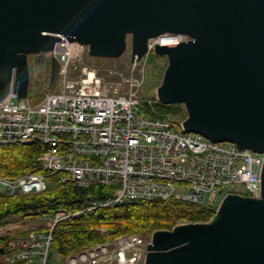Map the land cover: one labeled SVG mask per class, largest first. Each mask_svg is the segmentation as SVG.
I'll return each mask as SVG.
<instances>
[{
  "label": "water",
  "instance_id": "95a60500",
  "mask_svg": "<svg viewBox=\"0 0 264 264\" xmlns=\"http://www.w3.org/2000/svg\"><path fill=\"white\" fill-rule=\"evenodd\" d=\"M165 34L189 40L157 45L158 101L185 107L187 133L264 153V0H0V102L12 86L27 98L29 57L60 36L101 58L130 43L139 61ZM145 264H264V167L261 198L228 194L211 222L154 232Z\"/></svg>",
  "mask_w": 264,
  "mask_h": 264
},
{
  "label": "built area",
  "instance_id": "2783aa9c",
  "mask_svg": "<svg viewBox=\"0 0 264 264\" xmlns=\"http://www.w3.org/2000/svg\"><path fill=\"white\" fill-rule=\"evenodd\" d=\"M60 37L50 51L60 70L52 85L50 77L43 78L44 98L33 104L36 93L29 90L27 98L20 99L12 86L0 102V145L40 142L47 147L38 171L16 179L0 177V186L11 194L102 186L110 188L111 196L90 200L78 212L59 210L1 227L0 236L24 235L9 241L5 263L49 264L55 228L98 209L175 197L215 207L228 194L261 198L264 153L187 133L182 124L179 132L173 119L137 110L150 53L157 45H175L189 37L152 38L144 57L130 61L128 75L112 71L104 77L84 65L88 46ZM167 37L172 42H165ZM239 185L242 193L230 192ZM98 230L109 235L105 228ZM149 243L140 235H124L70 256L68 263L144 264Z\"/></svg>",
  "mask_w": 264,
  "mask_h": 264
},
{
  "label": "trees",
  "instance_id": "16d2710c",
  "mask_svg": "<svg viewBox=\"0 0 264 264\" xmlns=\"http://www.w3.org/2000/svg\"><path fill=\"white\" fill-rule=\"evenodd\" d=\"M160 79L162 76H159ZM144 112L159 119H179V125L187 117L183 105H164L157 101L147 103ZM47 147L40 142L28 145H0V177L16 179L38 171L40 157ZM107 187L94 186L83 189L73 186L49 187L33 194L0 192V227L6 223L33 216H49L59 210L78 212L88 206L89 200L111 196ZM217 215V207L211 204H195L180 198L169 201H140L121 207L98 209L91 214L73 218L55 228L51 250L62 258L78 254L99 244L114 241L123 235H140L150 238L158 230H172L187 223H208ZM99 228H106L103 235ZM21 234L0 237V264L8 251V243Z\"/></svg>",
  "mask_w": 264,
  "mask_h": 264
},
{
  "label": "rangeland",
  "instance_id": "374dc122",
  "mask_svg": "<svg viewBox=\"0 0 264 264\" xmlns=\"http://www.w3.org/2000/svg\"><path fill=\"white\" fill-rule=\"evenodd\" d=\"M85 53L84 55V65H91L93 68H97L100 71L99 76L104 77L108 76L112 71H118L122 74L128 75L129 66H130V54H125L120 59L113 58H101V57H90ZM51 61L52 56L50 52H41L38 54H34L30 56V65L32 72V83H31V94L36 93V98H34L33 104L39 103L45 96L46 90L43 87V78L50 76L51 70ZM168 60L165 56H159L156 54L155 50L150 53L147 67H146V76L144 80V84L141 88L140 92V100L141 104L137 108L138 111L144 112V107L148 103L154 102L157 98V88L160 85L161 79L164 70L167 66ZM78 67H82L83 65H79ZM50 79L47 80V82ZM179 119H176V123L174 122L175 129L179 130ZM243 187L241 185L232 188L230 192L232 193H242ZM0 192L8 193L11 192L9 188L1 187ZM211 201L214 199L210 197ZM106 229V228H105ZM107 230V229H106ZM108 231V230H107ZM109 234V231H108ZM50 264H69L67 258H62L56 252L51 250Z\"/></svg>",
  "mask_w": 264,
  "mask_h": 264
},
{
  "label": "bare ground",
  "instance_id": "6f19581e",
  "mask_svg": "<svg viewBox=\"0 0 264 264\" xmlns=\"http://www.w3.org/2000/svg\"><path fill=\"white\" fill-rule=\"evenodd\" d=\"M165 40H166L165 42H172L171 38H168V37L165 38Z\"/></svg>",
  "mask_w": 264,
  "mask_h": 264
}]
</instances>
